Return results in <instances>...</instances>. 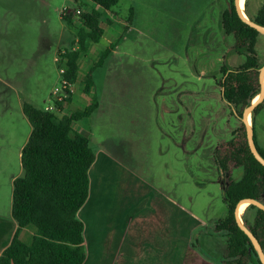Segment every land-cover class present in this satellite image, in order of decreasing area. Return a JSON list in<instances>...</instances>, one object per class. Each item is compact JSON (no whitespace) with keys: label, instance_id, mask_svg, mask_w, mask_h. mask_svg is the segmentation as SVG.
Here are the masks:
<instances>
[{"label":"rangeland","instance_id":"obj_1","mask_svg":"<svg viewBox=\"0 0 264 264\" xmlns=\"http://www.w3.org/2000/svg\"><path fill=\"white\" fill-rule=\"evenodd\" d=\"M248 2L247 16L255 17L264 0ZM225 7V0H120L114 24L101 10L105 36L82 56L79 80L63 104L64 114L55 112L63 117L98 97L100 112L73 129L90 137L96 150H116L120 144L135 173L202 220L211 236L199 244L217 264L226 255L227 239L213 226L226 215L227 205L213 157L244 130L239 116L243 109L235 110L222 98V65L235 69L246 60V51L235 48L234 37L222 28ZM64 8L77 9L78 4L0 0V79L11 84L0 83V122L14 124L20 100L45 110L54 106L52 94L61 83L56 57L66 47L79 48L72 46L79 20L65 21ZM111 46L112 55L97 67L101 53ZM257 50L264 64L263 35ZM93 68L95 87L86 95L85 79ZM256 120L264 149V107ZM12 143L2 158L5 142L0 140V211L6 216L12 207L11 176L20 168V142ZM243 175V168H232L226 180L238 181ZM247 217L252 222L254 212Z\"/></svg>","mask_w":264,"mask_h":264},{"label":"trees","instance_id":"obj_2","mask_svg":"<svg viewBox=\"0 0 264 264\" xmlns=\"http://www.w3.org/2000/svg\"><path fill=\"white\" fill-rule=\"evenodd\" d=\"M91 1L100 7V11L94 8L90 13L82 15L81 25L76 28L72 44H77L79 48L65 49L68 57L65 77L71 85L79 80L82 56L88 52L90 45L99 44L105 35L102 11L114 14V8L120 0ZM248 1L245 5L246 14ZM225 3L221 17L222 28L226 35L234 37L235 48L246 51V60L235 69L224 63L220 85L223 100L235 110L243 109L239 113L241 118L244 110L259 96L261 89L259 74L263 64L257 50L260 34L242 21L235 8V0H225ZM227 3H230V8ZM62 18L72 24L71 18ZM250 19L264 26V3L256 16ZM77 39L78 42H75ZM114 47L101 53L97 67L110 58ZM94 70L86 76V94H91L95 87ZM263 107L264 102L256 108L252 118L255 142L262 157L264 149L258 143L256 119ZM99 108L100 101L95 96L89 106L60 118L53 112L23 103V112L32 132L22 150V173L13 183L12 215L18 229L11 244L0 256V264H85V225L79 212L90 195V170L96 161L97 150L90 137L76 132L73 124L93 118ZM58 109L63 111V106L58 104ZM243 127L242 137L232 139L223 151H216L213 157L219 173L222 170L228 174L232 168L244 170L240 180L227 179L229 185L224 198L227 213L213 226L215 232L224 233L227 239L222 264H262L250 238L240 228L235 217L240 201L255 199L264 202V166L252 154ZM252 211L254 220L251 222L247 214ZM243 221L264 250V211L250 205L245 210ZM31 224L37 227L38 233L33 244L28 246L22 241V233ZM192 247L206 259L212 260L199 249L196 241Z\"/></svg>","mask_w":264,"mask_h":264},{"label":"crops","instance_id":"obj_3","mask_svg":"<svg viewBox=\"0 0 264 264\" xmlns=\"http://www.w3.org/2000/svg\"><path fill=\"white\" fill-rule=\"evenodd\" d=\"M104 12L114 24V14ZM0 81L2 86H11L5 80ZM82 98L84 100L80 96L77 99L82 101ZM101 108L100 103L98 112ZM16 112L14 124L0 122V140L5 142L1 157L8 156L5 151L13 141L20 142L17 153L20 168L11 176L12 186L22 173V150L32 132L21 100ZM64 112L63 105L59 113ZM87 128L83 126L82 130L88 132ZM117 145L116 150L99 147L90 170V195L79 212L89 251L85 264H217L192 247L195 241L199 244L206 236H211V232H206L205 223L160 187L135 173L126 161L124 149ZM17 229L12 207L7 216L0 211V256L11 244ZM37 233L35 225H28L22 233V241L31 246ZM199 249L207 254L200 244Z\"/></svg>","mask_w":264,"mask_h":264},{"label":"water","instance_id":"obj_4","mask_svg":"<svg viewBox=\"0 0 264 264\" xmlns=\"http://www.w3.org/2000/svg\"><path fill=\"white\" fill-rule=\"evenodd\" d=\"M227 4H228V7L230 8V6H231L230 3H227ZM234 5H235L236 11H237L238 15L240 16V18L242 19V21L245 22L246 24H248L250 27L257 30V32L260 35L264 36V26L257 24L255 21L251 20L247 15H245L241 12L240 0H235ZM259 81H260L261 89H260L259 96L257 97L258 100L256 102L254 101L249 107H247L244 110L243 115L241 117V120H242V123L246 129L247 140H248V144L250 146L251 152L254 155V157L256 158V160L264 166V157H262V155L258 151L257 144L255 142L254 126H253V124L252 125L249 124V119L252 118L253 113L256 110V108L264 102V64L260 69ZM220 172H221L220 184L222 186V191H223V195L225 198L227 195V189H228L229 184L226 180L225 172L222 170ZM244 204H248L249 206L250 205L256 206L259 209L264 211V202L258 201L255 199H245V200H242L238 203L236 210H235V217H236L238 225L243 230V232L250 238L252 245L255 248V250L259 256L261 263L264 264V250H263L260 242L254 236V234L245 226L243 219L241 218V207Z\"/></svg>","mask_w":264,"mask_h":264},{"label":"built area","instance_id":"obj_5","mask_svg":"<svg viewBox=\"0 0 264 264\" xmlns=\"http://www.w3.org/2000/svg\"><path fill=\"white\" fill-rule=\"evenodd\" d=\"M71 1L77 2L78 8L77 9L64 8L61 12L62 17L71 18L73 20L74 19L79 20V26L81 25L80 20L83 14L90 13L94 8L100 10V7L96 6L91 0H71ZM76 41L78 42V39ZM56 63L59 65L61 83L59 87H56L54 89L52 94L54 98V106L46 109L47 111L53 113L60 112L58 109V104H61L63 106V104H65L74 94L73 85H71L65 77L68 70L67 68L68 57L66 56L65 51H63L60 56L56 57Z\"/></svg>","mask_w":264,"mask_h":264},{"label":"bare ground","instance_id":"obj_6","mask_svg":"<svg viewBox=\"0 0 264 264\" xmlns=\"http://www.w3.org/2000/svg\"><path fill=\"white\" fill-rule=\"evenodd\" d=\"M245 4H246V0H240V10L243 14L247 15L244 10H245ZM258 100V99H257ZM255 100V102L257 101ZM250 125H252L250 122H249ZM248 204H244L242 207H241V212H242V208H243V211L247 208Z\"/></svg>","mask_w":264,"mask_h":264},{"label":"flooded vegetation","instance_id":"obj_7","mask_svg":"<svg viewBox=\"0 0 264 264\" xmlns=\"http://www.w3.org/2000/svg\"><path fill=\"white\" fill-rule=\"evenodd\" d=\"M244 12L246 13V8H245V10H244ZM258 98H256L255 100H257ZM253 120H252V118H250L249 119V122L251 123ZM221 173V172H220ZM243 213V208H242V212H241V214Z\"/></svg>","mask_w":264,"mask_h":264}]
</instances>
